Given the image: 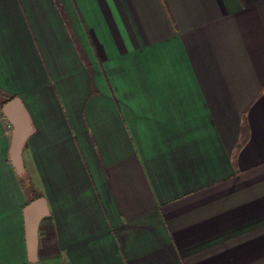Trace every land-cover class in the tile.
I'll return each mask as SVG.
<instances>
[{"label":"crops","instance_id":"crops-1","mask_svg":"<svg viewBox=\"0 0 264 264\" xmlns=\"http://www.w3.org/2000/svg\"><path fill=\"white\" fill-rule=\"evenodd\" d=\"M0 264H264V0H0Z\"/></svg>","mask_w":264,"mask_h":264},{"label":"water","instance_id":"water-1","mask_svg":"<svg viewBox=\"0 0 264 264\" xmlns=\"http://www.w3.org/2000/svg\"><path fill=\"white\" fill-rule=\"evenodd\" d=\"M3 114L13 126L10 154L13 163L20 175L24 173V163L22 158L25 144L32 133V123L30 115L19 99H12L3 107ZM33 205L27 207L25 213L27 217L28 230L31 238V250H36V233L41 219L33 214Z\"/></svg>","mask_w":264,"mask_h":264}]
</instances>
